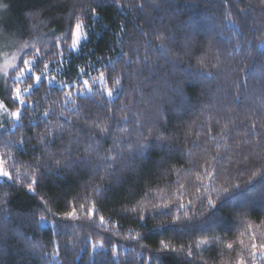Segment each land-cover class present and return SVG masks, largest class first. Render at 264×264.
<instances>
[{
	"label": "trees",
	"instance_id": "obj_1",
	"mask_svg": "<svg viewBox=\"0 0 264 264\" xmlns=\"http://www.w3.org/2000/svg\"><path fill=\"white\" fill-rule=\"evenodd\" d=\"M2 49L48 72H0V264H264L261 0H0Z\"/></svg>",
	"mask_w": 264,
	"mask_h": 264
},
{
	"label": "snow or ice",
	"instance_id": "obj_2",
	"mask_svg": "<svg viewBox=\"0 0 264 264\" xmlns=\"http://www.w3.org/2000/svg\"><path fill=\"white\" fill-rule=\"evenodd\" d=\"M261 2L264 3V0H261ZM241 11H243V10H241ZM93 13H94V10H93ZM74 18H75L76 22L74 23L73 26H70L68 33H66L61 38V40L59 41V43L64 44L67 47H70L73 51L77 50L78 47L81 45V41L87 38V33H86L85 30L88 27V25L84 24L82 17L76 16ZM69 39L71 40V44L70 45L68 44V40ZM54 47H58V45L54 44ZM236 47H239V45H236ZM159 50H160L161 54H164L167 51H169V48H168L167 45L161 44V45H159ZM25 54H27V53H25ZM49 54H51V52ZM56 54L62 56L63 52L60 51V52H58ZM35 55L39 56L40 55V51L37 50ZM19 59H20V62L25 66L23 68H19V65L15 66V67L19 68V71H20V77L19 78L23 79L25 76H27L29 79H33L32 76L28 75L29 73H31L33 71V68L35 67L33 60H25V59H23V56H21ZM127 63L130 64L131 61L129 60V61H127ZM218 63H219V61H218ZM202 64H203V62H202ZM106 66L107 65H101V67H106ZM47 67H48V65L45 64V68H47ZM78 71L80 73L88 75V70H86V69L81 68V69H78ZM42 78H43V75H37V76L34 77V80H35L36 83H40ZM90 79H92V84L93 85H95V84L104 85L106 80H107V77H106L104 72H100L98 77H96V78L90 77ZM50 83H51V81H50ZM76 83L78 84L79 81H77ZM114 83L116 85H120L121 84L120 78L119 77L115 78ZM29 87H31V85ZM70 87H75V85H71ZM22 91L26 92V91H28V89L26 88V89L21 90L19 88H16V89H14L15 96L12 97V99L14 101L19 102L21 105H23V103H24V101L20 100V94H21ZM79 94L80 95H85V94L96 95V94H99L102 97L106 96L108 98V100L110 101L113 98L114 95H118L119 94V91L118 90H114L112 88L104 87L102 89V91H100L99 93H96V92L93 91L92 85L89 84V79H84L83 82H82V86L79 89ZM65 95H66V97L68 99L72 98V92L71 91L67 92ZM2 107H3V104L0 103V108H2ZM12 115L19 119L23 115V113L21 111H17V112L12 113ZM44 115L47 117V116L50 115V113L49 112H45ZM123 119H127V117L125 116V117H123ZM96 127H101V126L99 124H97ZM102 131L107 133L108 129L105 127V128L102 129ZM144 147H145L144 144H140L141 150ZM0 176L10 178L9 177V173L7 171H5L2 167H0ZM35 183H36L35 180H32L30 182L29 191L34 190L32 188V185L35 184ZM235 187L238 189L240 186L239 185H235ZM224 191L227 193L228 189H224ZM209 203H211V201H209ZM181 206H183V205H181ZM213 206H215V205H213ZM67 215L70 218V217L75 215V212L73 211L71 213H68ZM89 215L90 216H94L95 215L94 210H89ZM40 220L41 221H45L46 217L41 216ZM100 221H101V223H103L104 217H100ZM50 243H51V241H50ZM101 246H103V245H101ZM93 247H95V245H93ZM227 247L229 249H231L233 247V245L232 244H228ZM259 253H260L261 256H264V243H261L259 245ZM189 255H191L190 252H189ZM250 255L252 256L253 260H255V258L257 256V245L256 244L252 245V250H251ZM238 264H246V261L243 258H241V259L238 260Z\"/></svg>",
	"mask_w": 264,
	"mask_h": 264
},
{
	"label": "rangeland",
	"instance_id": "obj_3",
	"mask_svg": "<svg viewBox=\"0 0 264 264\" xmlns=\"http://www.w3.org/2000/svg\"><path fill=\"white\" fill-rule=\"evenodd\" d=\"M58 38L60 39L61 37H58ZM84 40H82L81 43ZM77 50L73 51L69 47V51L76 52ZM20 57H21V55L19 53L16 54V53H13L12 51L4 50V49L0 50V72L1 73H6V72L9 73L10 71L14 70L16 68L15 66H17L18 63H19V58ZM47 72H48V69H45V71L42 74H39V75H43V77L45 78ZM32 74H33V71L31 73H29L28 75H32ZM35 76H37V74H35V75L33 74V77H35ZM19 77H20V72L17 73V75L14 77V80L17 83L16 84V88H19L21 90L27 88L29 90V88L27 86L22 85L23 82L25 81V78L27 76H25L23 79H20ZM48 79L51 81V83H55L56 82V79L52 75L50 77H48ZM83 80L84 79H79V80H77V81H79L78 84L77 83L73 84V85H75V90H74V93L75 94H79V89L82 86ZM89 84L92 85L94 92L95 91H102V89L104 87H106L105 84L104 85H101V84H95V85H93L92 84V79L89 80ZM27 92L28 91H26V92L25 91H22L20 95L26 94ZM0 103H2V102L0 101ZM10 119L11 120H16L17 118L14 117L12 115V112L10 110H8V108L3 104V107L0 108V129L3 127V124L5 122L9 121ZM0 167H2L1 159H0ZM3 178H5V177L0 176V179H3Z\"/></svg>",
	"mask_w": 264,
	"mask_h": 264
}]
</instances>
